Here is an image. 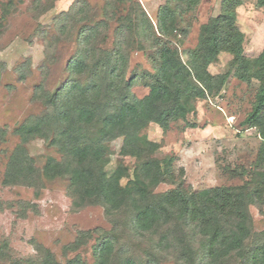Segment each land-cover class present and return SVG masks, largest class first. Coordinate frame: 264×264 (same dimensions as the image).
I'll return each instance as SVG.
<instances>
[{
  "label": "rangeland",
  "instance_id": "1",
  "mask_svg": "<svg viewBox=\"0 0 264 264\" xmlns=\"http://www.w3.org/2000/svg\"><path fill=\"white\" fill-rule=\"evenodd\" d=\"M76 1L0 0V264H46L48 255L56 264H67L78 257L82 264H94V247L103 234L112 232L113 219L119 220V226L110 235L115 243L107 264H120L124 258L136 264H153V260L155 264H180L170 252L151 249L159 234L142 237L134 232V212L130 209L121 207L108 213L103 205L76 206L67 178L50 179L44 175L41 168L48 158L62 164L68 161L61 153L64 148L57 144L65 145L69 121L75 118L68 115L55 124L56 107L50 98L67 83L80 84L73 94L80 98L84 95L82 100L90 91L82 89L94 86L92 100L81 102L90 105L92 118L76 133L83 143L103 148L99 165L108 176L119 170L122 186L133 179L139 163L156 160L164 169L169 158L171 174L152 194L178 190L189 195L249 183V189L256 194L248 206L251 238L244 250L254 248L256 238L260 240L264 232V180L257 176L253 182L261 139L258 129L249 128L244 120L251 112L259 81L239 79L230 64L232 56L220 53L208 66L211 75L224 77L222 83H213L216 90L194 100L184 118L171 121L166 130L149 123L138 134L157 145L155 152L144 151L140 157L125 155V136L106 129L102 120L122 100L133 102L148 94L154 81L151 57L155 48L150 42L140 43L136 32L119 33L117 27L127 26V22L122 24L123 18L104 21L105 0H79L85 1L87 11L78 13H86L88 21L66 24L65 32L60 34L56 20ZM112 1L109 8L125 16L123 6L128 3ZM134 1L153 23L156 37L162 38L156 32V15L166 0ZM242 2L236 9V25L243 35L244 56L252 60L264 49V7H259L257 0ZM221 3L222 0H199L192 6H181L183 14L175 17L177 30L168 41L177 46L183 63L188 61L186 51L197 44L200 27L220 15ZM82 25L100 27L97 37L86 47L88 64L94 72L70 77L67 63L80 54V48H85L77 38ZM139 45L144 49L140 50ZM117 55L122 57L120 63ZM22 154L35 160L33 171L21 173ZM14 161L18 166L12 170ZM147 201L148 197L140 203ZM74 244L78 245L76 249L72 248Z\"/></svg>",
  "mask_w": 264,
  "mask_h": 264
},
{
  "label": "trees",
  "instance_id": "2",
  "mask_svg": "<svg viewBox=\"0 0 264 264\" xmlns=\"http://www.w3.org/2000/svg\"><path fill=\"white\" fill-rule=\"evenodd\" d=\"M125 2L128 5L123 6V10L127 12L122 17L118 16V10L109 8L114 1L105 0L103 19L110 23L123 18L122 24L127 22V26L121 24V27H117L119 33L128 30L132 35L136 32L140 43L152 44L155 53L151 57V62L154 64L155 73L154 81L144 98L133 102L122 100L121 104L115 107V111L102 120L106 129L117 130L125 136L122 153L140 157L144 151L155 152L157 145L138 134L149 123L157 124L166 130L171 121L184 118L194 100L205 98L207 94L215 91L213 83L220 84V81L222 83L224 77L211 75L208 66L224 52L232 56L230 64L234 66L239 79L250 81L254 78L260 83L255 92L251 112L244 120V124L249 128L258 129L261 145L255 162L257 173L254 174L253 182L257 176L264 180V49L252 60L244 56L243 35L236 25V9L243 4L242 0H222L220 15L211 18L200 27L196 46L186 51L187 63L182 62L177 46L173 42L170 43L168 38L175 29L177 30L175 17L182 16L181 6H192L199 0H166L156 15V32L162 38L156 37L154 25L140 4L134 0L120 1L122 4ZM83 3L84 5H81ZM257 5L264 7V0H257ZM78 10L87 11L85 1H76L68 12L58 17L56 25L60 34L65 32L66 24L74 22L79 25L88 21V15L86 13L80 15ZM72 16L74 17L70 18ZM106 27L107 25L104 30ZM99 31L100 27L82 25L77 38L78 44L85 48H80V54L67 63L70 77H82L86 71L92 73L86 47L97 37ZM140 46L138 48L143 50L144 47ZM117 57L118 63L123 61L122 57L119 55ZM78 85L80 84L67 83L53 98L50 96L56 107V114L53 115L55 124H60L68 115L75 118L69 121L70 131H67L65 145L62 146L60 142L57 144L64 148L61 153L67 156L65 159L68 161L62 164L48 158L41 168L47 178L68 179L73 190L72 196L77 201L76 206L89 203L103 205L108 213L121 207H124L122 210L130 209L134 212L131 220L134 232L141 234L142 237L159 234L151 249L158 251L157 253L170 252L180 264H225L227 261L264 264V232L261 233L260 240L257 241L256 238L254 248L244 250L246 242L251 238L248 206L253 204L256 194V191L249 189V183L237 187L210 188L189 195L178 190L159 195L152 194V190L165 182L171 174L169 167L172 159L169 158L165 161L164 169H161L156 160L139 163L133 172V179L122 186L119 170L108 176L99 165L103 157V148L100 145L83 143L76 133L81 124H86L92 118L90 105L81 102L86 100L88 103L92 100L90 97L94 88L92 85L91 88L82 89L83 91L90 89L88 93L86 92L88 97L82 100L84 95L80 98L73 94V89H78ZM23 154L19 156V165L23 162L21 173L26 170L33 171L35 160L24 158ZM17 166L18 163L15 162L11 169ZM147 197V203L141 205L140 202ZM112 222L115 224L112 232L108 235L103 234L94 247V264H107L114 252L115 239L110 235L113 236V232L118 228L119 220L113 219ZM77 246L74 244L72 248L76 249ZM47 257L46 264H56L51 255ZM67 264L82 262L78 257L70 259ZM120 264L136 263L130 258H124Z\"/></svg>",
  "mask_w": 264,
  "mask_h": 264
}]
</instances>
